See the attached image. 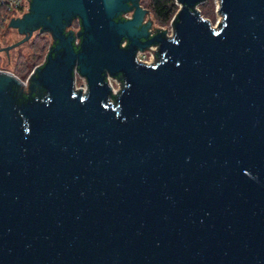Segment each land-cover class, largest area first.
I'll list each match as a JSON object with an SVG mask.
<instances>
[{
    "label": "water",
    "instance_id": "water-1",
    "mask_svg": "<svg viewBox=\"0 0 264 264\" xmlns=\"http://www.w3.org/2000/svg\"><path fill=\"white\" fill-rule=\"evenodd\" d=\"M139 1L9 20L7 55L52 41L27 89L0 70V264H264V0H218L214 27L176 0L166 28Z\"/></svg>",
    "mask_w": 264,
    "mask_h": 264
},
{
    "label": "rangeland",
    "instance_id": "rangeland-1",
    "mask_svg": "<svg viewBox=\"0 0 264 264\" xmlns=\"http://www.w3.org/2000/svg\"><path fill=\"white\" fill-rule=\"evenodd\" d=\"M218 8H219V1L218 0H206L205 3H202L198 6V9L200 11L201 16L208 20L209 24L211 27H214L219 19H220V14L218 12ZM151 17H153V15L150 13ZM154 19V18H153ZM155 21V19H154ZM156 22V21H155ZM156 25L162 27V28H166V26H161L156 22ZM78 27V21L74 20L73 24L71 25V29L76 31ZM8 29V34L7 36H2V38L0 39V48H6L7 46L13 45L14 43L20 41L22 38H24V35L20 34L18 32V30L14 29V28H7ZM36 35H41L44 38V42L46 43V46L44 48V50L41 52V55H39V59L37 60V62L33 64V68L40 65L43 61L44 58L47 54L48 48L51 44V37L49 34H39L37 31L34 32L32 34V36L29 38L28 41L19 43L17 45H15L12 48H9L7 50L8 55L5 51V49H0V59H1V68L4 71H8V72H12L15 68V64L17 62V58L19 56H23L27 59H30L31 55H32V49L30 48V42L34 40V38L36 37ZM138 58L139 61H144V62H150L152 53L150 51H138ZM9 56V59H8ZM9 62V63H8ZM32 71V70H31ZM30 74V73H29ZM77 76V86H84V80L82 78L79 77V75ZM28 77V76H27ZM26 77L22 78L21 80L24 83V89L28 88V83H26ZM112 85L116 90H118L119 88V81L117 80H111Z\"/></svg>",
    "mask_w": 264,
    "mask_h": 264
},
{
    "label": "trees",
    "instance_id": "trees-1",
    "mask_svg": "<svg viewBox=\"0 0 264 264\" xmlns=\"http://www.w3.org/2000/svg\"><path fill=\"white\" fill-rule=\"evenodd\" d=\"M139 3L143 8L149 10V12L153 15V18L159 25L167 26L171 23L173 24L176 23V18L174 17L179 8V6L176 4V0H140ZM9 18H10L9 12H6L5 10H0V39L2 38V36H7L8 34V29L6 27H7V20ZM29 46L32 49V55L30 59H27L23 56H19L15 64V68L12 71V73L15 74L20 79L25 77L27 78V76L33 69L32 63L37 62V60L39 59V55H41V52L44 50L46 46V43L44 42V38L41 35H36L34 40L30 42ZM0 68H1V59H0ZM118 76H121V74L118 73ZM34 97H36V95L31 96V98ZM23 98L27 100L29 97L28 95H25L23 96ZM116 98L117 96H114L113 99L115 100Z\"/></svg>",
    "mask_w": 264,
    "mask_h": 264
},
{
    "label": "built area",
    "instance_id": "built-area-1",
    "mask_svg": "<svg viewBox=\"0 0 264 264\" xmlns=\"http://www.w3.org/2000/svg\"><path fill=\"white\" fill-rule=\"evenodd\" d=\"M29 4H30V0H0V10H5L6 12L10 13V18L7 20V25H8L9 20L11 18L20 17L25 12H27L28 9H29ZM72 31L75 32L74 30H72ZM76 42H77V39H75V43ZM138 54H139V52H137V55H136L137 60H139ZM0 70H3V69L0 68ZM76 75H79V73L77 71L74 72V89H81L82 93H86V91H87V81H86V79L79 75V77L84 80V86H77L76 85V83H77V76ZM112 79L113 80H117V81H119V80L117 78H114V77H111V76H107V82L111 86L112 92L116 93L120 89V81H119V88H118V90L115 91V89H114V87L112 85V82H111Z\"/></svg>",
    "mask_w": 264,
    "mask_h": 264
},
{
    "label": "flooded vegetation",
    "instance_id": "flooded-vegetation-1",
    "mask_svg": "<svg viewBox=\"0 0 264 264\" xmlns=\"http://www.w3.org/2000/svg\"><path fill=\"white\" fill-rule=\"evenodd\" d=\"M128 15H130V16H128ZM131 17V12H127V13H123V14H121L120 16H119V18H121V19H129ZM74 21V20H73ZM68 29L69 28H67V31L66 32H68ZM128 44V41L127 40H124L123 42H122V46H126Z\"/></svg>",
    "mask_w": 264,
    "mask_h": 264
}]
</instances>
